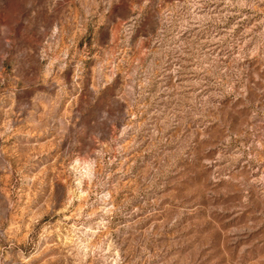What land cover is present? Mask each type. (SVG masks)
<instances>
[{"label":"rangeland","instance_id":"374dc122","mask_svg":"<svg viewBox=\"0 0 264 264\" xmlns=\"http://www.w3.org/2000/svg\"><path fill=\"white\" fill-rule=\"evenodd\" d=\"M0 264H264V0H0Z\"/></svg>","mask_w":264,"mask_h":264},{"label":"clouds","instance_id":"9594fccd","mask_svg":"<svg viewBox=\"0 0 264 264\" xmlns=\"http://www.w3.org/2000/svg\"><path fill=\"white\" fill-rule=\"evenodd\" d=\"M85 169H87V165H85Z\"/></svg>","mask_w":264,"mask_h":264}]
</instances>
